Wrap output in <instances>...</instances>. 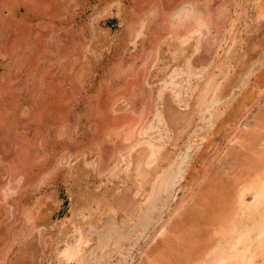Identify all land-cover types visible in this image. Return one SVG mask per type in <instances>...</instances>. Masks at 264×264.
<instances>
[{"label":"rangeland","instance_id":"obj_1","mask_svg":"<svg viewBox=\"0 0 264 264\" xmlns=\"http://www.w3.org/2000/svg\"><path fill=\"white\" fill-rule=\"evenodd\" d=\"M263 108L264 0H0V264H147Z\"/></svg>","mask_w":264,"mask_h":264},{"label":"bare ground","instance_id":"obj_2","mask_svg":"<svg viewBox=\"0 0 264 264\" xmlns=\"http://www.w3.org/2000/svg\"><path fill=\"white\" fill-rule=\"evenodd\" d=\"M204 93L206 95L207 91ZM222 125L223 122H219L209 136L218 133ZM235 146L237 148L231 147L224 154V157L231 156L235 160L234 174L225 181L209 183V191L196 198L197 205L194 203L192 208L180 210L179 228L176 226L188 229L187 237L182 238L184 232L180 230L173 232L175 225L167 229L164 223L166 230L161 232L176 235V238L164 237L166 249L156 239L154 244L158 242L163 249L161 246V250L157 246L152 247L154 251L151 249L150 252L154 255L151 259L146 255L149 257L147 264H264V111L256 115L251 129L239 133ZM247 196L251 201H246ZM77 248L63 254L64 257L70 260L77 253ZM182 248L190 251L181 255L179 249Z\"/></svg>","mask_w":264,"mask_h":264}]
</instances>
